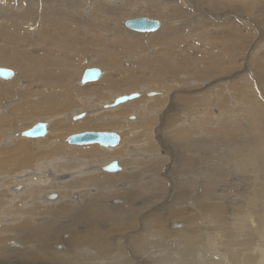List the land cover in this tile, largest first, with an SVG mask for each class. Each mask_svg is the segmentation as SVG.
Returning <instances> with one entry per match:
<instances>
[{
  "label": "bare ground",
  "instance_id": "1",
  "mask_svg": "<svg viewBox=\"0 0 264 264\" xmlns=\"http://www.w3.org/2000/svg\"><path fill=\"white\" fill-rule=\"evenodd\" d=\"M0 65V264H264V0H0Z\"/></svg>",
  "mask_w": 264,
  "mask_h": 264
},
{
  "label": "water",
  "instance_id": "2",
  "mask_svg": "<svg viewBox=\"0 0 264 264\" xmlns=\"http://www.w3.org/2000/svg\"><path fill=\"white\" fill-rule=\"evenodd\" d=\"M126 26L137 31L148 32L154 31L160 26V22L155 19L148 17H138L135 19H129L126 21ZM101 74V70L97 67L85 70L82 77L83 82H88L96 80ZM13 75V71L7 68L0 67V76L3 78H9ZM137 96V93H132L130 95H123L115 100V104L125 102L130 98ZM47 125L46 122L39 121L32 127L26 129L23 135L28 137L42 136L46 133ZM68 141L72 144H90V143H100L102 145L110 146L116 145L119 142V136L115 132L111 131H83L75 133L68 137ZM106 171H117L120 169V165L117 161L111 162L104 168Z\"/></svg>",
  "mask_w": 264,
  "mask_h": 264
},
{
  "label": "rangeland",
  "instance_id": "3",
  "mask_svg": "<svg viewBox=\"0 0 264 264\" xmlns=\"http://www.w3.org/2000/svg\"><path fill=\"white\" fill-rule=\"evenodd\" d=\"M134 16H139V17H152V18H155V17H153V16H149V14H145V13H140V14H137V15H134ZM155 19H158V18H155ZM256 28V27H255ZM125 29H128L127 27H125ZM143 34H145V35H142L143 37H147V36H149V34L150 33H143ZM85 65L83 66V69H82V71L80 72V75H82V73H83V71L85 70V69H87V68H89V66H87L86 65V63H84ZM0 66H2V65H0ZM3 67H6V66H3ZM96 67H98V66H96ZM8 68H10V67H8ZM98 68H100V67H98ZM11 69H13V68H11ZM102 71H103V69L102 68H100ZM242 70H244V69H242ZM104 72V71H103ZM1 78V77H0ZM1 81H3L2 79H0ZM183 81V83H185V82H188L189 80H182ZM88 83V82H87ZM182 83V84H183ZM81 86H83V85H81ZM151 87H154L153 85L151 86ZM160 87V86H159ZM155 90V89H154ZM134 92V91H133ZM214 112V111H213ZM216 114V113H215ZM131 118H135V117H131ZM234 118H236V117H234ZM88 131H90V130H88ZM108 131H114V130H108ZM80 132H83V131H80ZM76 133H78V132H76ZM73 134H75V133H73ZM207 134V135H206ZM205 137H206V139H209V141H214V145L216 146V150H215V152H214V156L213 157H211L212 156V154H210V151H207L208 153L206 154V157H204L203 156V158H206V159H209L208 157H210V159L216 164V165H219V166H222V167H224V168H226V167H228V166H226V164L227 165H229L230 164V166H231V163L229 162L228 163V160H227V156H226V151H227V147H225V145H223L224 143L221 141V139H218V137L216 136V133H212V132H205ZM199 140H201V138H198ZM216 143V144H215ZM219 143V144H218ZM221 143H222V145H221ZM98 144H100V143H98ZM83 145H88V144H83ZM101 145V144H100ZM102 146V145H101ZM157 146L159 147V149H160V153L161 154H165L166 155V157L168 156V150H167V148H164L163 146H162V144L160 143V142H157ZM172 146V145H171ZM164 149H166V153H164L163 152V150ZM198 149H199V151H198ZM202 150H203V148H201V146H197V148H196V153L198 154V155H200V153L199 152H202ZM225 150V151H224ZM180 151V152H179ZM183 151L182 150H178V151H176L175 152V154H176V157H183L185 154H184V152L182 153ZM222 152H223V154H222ZM188 152H186V154H187ZM195 153V155H193L192 156V159L191 160H193L194 159V157L196 158V157H198L197 156V154ZM222 154V155H221ZM146 158H148V156H145V158H143V160L145 161V159ZM214 159V160H213ZM221 160H222V162H221ZM210 161V160H209ZM168 162H170V160L168 161ZM188 162V164L186 165V169H185V172H186V174H187V176L189 175V176H191L192 177V175H197V173L199 172V170L197 169L198 168V166H199V164L197 163V161L195 162V161H191L190 162V164H189V161H187ZM218 163V164H217ZM168 164V163H167ZM178 164H180V167L182 166V163H178ZM178 164H176L177 166H178ZM192 164V165H191ZM220 164H222V165H220ZM226 166H224V165ZM107 165V164H106ZM194 165V166H193ZM197 165V166H196ZM104 166V165H103ZM190 166H191V168H190ZM93 170H95V171H97V172H99V167H94L93 168ZM108 173H113V172H108ZM161 175H162V173H161ZM193 178V177H192ZM164 180V179H163ZM166 180H168V177H165V180H164V182H166ZM168 183V182H167ZM169 185V184H168ZM165 187L166 186H164V190H165ZM166 188H168V186L166 187ZM166 191V190H165ZM113 198H115V197H110L109 198V202L110 203H112V200H113ZM124 198H127V200H128V203H129V198L128 197H120L119 199H124ZM119 202L117 201L116 203H113V204H111V205H113V207H117V206H121V205H123V206H125L126 204H120V205H117ZM115 205V206H114ZM135 205H137V206H140L141 205V202H139L138 203V201H137V203H135ZM122 207V206H121ZM157 210H159V209H157ZM157 210H150L147 214H145L146 216H148L149 214H150V212L151 211H157ZM165 210V209H164ZM160 211H162V210H159L158 212H160ZM34 222L35 223H37L36 222V219H34ZM141 229H138V232H137V229H136V232L137 233H139V231H140ZM13 249H17V248H13ZM55 250H57V249H55ZM64 250H66V249H64ZM60 251V250H59Z\"/></svg>",
  "mask_w": 264,
  "mask_h": 264
}]
</instances>
